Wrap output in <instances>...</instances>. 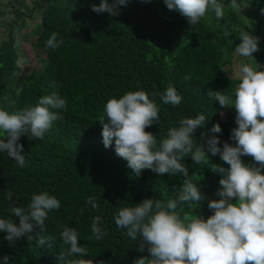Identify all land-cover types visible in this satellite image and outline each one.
<instances>
[{"label":"trees","instance_id":"1","mask_svg":"<svg viewBox=\"0 0 264 264\" xmlns=\"http://www.w3.org/2000/svg\"><path fill=\"white\" fill-rule=\"evenodd\" d=\"M218 2L224 6L223 19L209 12L191 26L178 12L168 10L164 0H129L114 16L92 11L91 5L101 0H0V108L11 111L35 106L51 93L53 81L67 100L63 118L54 122L43 140L24 135L18 141L24 145L25 167L0 151V218L17 219L19 225L10 208H27L34 193L48 192L61 202L59 210L49 213L46 231L40 233L55 238L44 246L37 243L38 225L14 247L3 239L6 233L0 232V264L4 255L10 257L9 264H68L73 259L133 264L148 255L147 248L143 253L137 250L139 240H132L116 226L114 215L121 207L145 198L174 197L183 176H159L147 169L135 176L127 161L116 155L115 140L111 147L104 146L99 120L110 98L144 89L158 94L160 119L146 129L158 140L170 127L178 126L180 119L204 114L208 122L197 130V143H203L201 133L219 122L222 132L216 135L221 146L225 141L234 144L230 134L237 127L235 108H221L206 93L220 90L234 98L240 80L232 59L241 32L259 37L254 62L250 58L244 62L255 65L258 61L264 71V20L258 14L264 0ZM54 32L64 42L57 49L46 48ZM20 57L28 61L24 69L15 64ZM169 84L182 94L181 105L173 107L160 100L159 94ZM3 135L0 132V139L6 142ZM209 157L211 163L228 167L219 155L209 153ZM242 159L252 162L251 157ZM81 161L82 165L77 163ZM184 162L190 174L204 175L200 186L208 199L197 212L207 218L212 214L208 200L218 198L215 193L221 175L202 163L194 164L190 156ZM90 197L98 208L88 203ZM96 216L108 232L99 241L91 232ZM61 226L77 229L86 255L60 258L69 247L60 238Z\"/></svg>","mask_w":264,"mask_h":264},{"label":"clouds","instance_id":"2","mask_svg":"<svg viewBox=\"0 0 264 264\" xmlns=\"http://www.w3.org/2000/svg\"><path fill=\"white\" fill-rule=\"evenodd\" d=\"M128 3L129 0H113L111 4L109 0H101L99 5L92 4L91 9L114 16L120 6ZM164 4L168 10L185 17L191 26L209 12L218 20L224 18V6L218 0H164ZM261 14H264V8ZM58 35L51 34L46 48L57 49L63 44V39H57ZM239 39L241 42L235 47V55L255 58L253 54L260 50L259 37L241 32ZM27 63L24 57L15 61L20 69ZM261 67L258 61L255 65L251 62L240 64L235 73L240 83L234 98L220 90L209 89L206 93L221 108H235L237 127L230 134L234 144L225 141L221 146L220 137L216 135L222 132L219 122L208 130L211 136L208 132L201 133L203 143L198 144L194 139L197 130L208 122L204 114L180 119L178 126L170 127L166 136L158 140L156 134L146 131L160 119L157 93L144 89L128 91L106 102L105 116L99 120L104 146L111 147L115 140L116 155L127 161V167L135 176H140L146 169L159 176H183L174 197L145 198L133 206L121 207L115 213L116 226L126 230L132 240H139L137 250L143 253L147 248L148 255L134 260L133 264H264V71ZM52 88L51 93L42 96L35 106L11 111L0 108V132L7 137L6 142L0 139V151L14 158L20 167L27 163L26 155L22 154L24 145L18 143L21 137L27 135L30 139L43 140L54 122L63 118L61 112L67 109V100L57 90L55 81ZM159 98L163 104L173 107L183 101L182 94L171 84ZM209 153L219 155L228 167L211 163ZM189 156L194 164L202 163L221 175L220 188L215 193L218 198L208 200L207 207L212 214L207 218L197 212L208 199L200 186L204 175H197L195 171L190 174L184 162ZM243 157H251L252 162L245 163ZM77 163L82 165L83 162ZM7 198L12 199L11 191L7 192ZM88 203L93 208L99 207L94 198L90 197ZM60 207L61 202L55 195L34 193L27 208H10L19 219V225L17 219L0 218V232L6 233L3 239L14 247L18 239L32 233L38 225L41 231L36 233L37 243L44 246L55 238L40 233L46 231L49 213ZM83 211L81 208V214ZM101 220L96 216L91 224V232L97 241L108 235L101 227ZM61 227L60 238L69 247L60 258L86 255L85 247L79 243L77 229ZM28 239L31 241L32 235ZM9 258L4 255L3 264H9ZM68 264L95 262L73 259Z\"/></svg>","mask_w":264,"mask_h":264},{"label":"rangeland","instance_id":"3","mask_svg":"<svg viewBox=\"0 0 264 264\" xmlns=\"http://www.w3.org/2000/svg\"><path fill=\"white\" fill-rule=\"evenodd\" d=\"M258 14L261 15L262 18H263V20H264V15L261 14V13H258ZM245 59H247V58H244V57H240V56H238V55H235V56L233 57V59H232L233 67H235V68L238 69L239 66H240V64H241L242 62H244ZM249 60H251L252 62H254L253 58H250ZM236 72H237V71H236Z\"/></svg>","mask_w":264,"mask_h":264}]
</instances>
